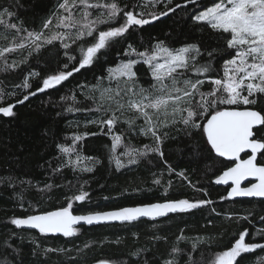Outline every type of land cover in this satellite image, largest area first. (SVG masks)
Returning <instances> with one entry per match:
<instances>
[{
    "label": "snow or ice",
    "instance_id": "6c2138e0",
    "mask_svg": "<svg viewBox=\"0 0 264 264\" xmlns=\"http://www.w3.org/2000/svg\"><path fill=\"white\" fill-rule=\"evenodd\" d=\"M18 3L19 0H16L11 7ZM161 3L164 11H156L155 6ZM172 4L173 0H137L123 6L119 0H57L51 15L43 21L39 31L26 28L11 7L0 4V26L4 29L0 31V41L6 42L0 44V71L9 72L21 64H28L34 53L38 54L55 42H59L67 58L62 67L50 74L41 76V73L29 71L22 84L16 87L30 89L32 85L29 79L35 77H40V85L14 104L0 106V114L13 117L16 104H23L30 96L57 88L74 73L92 66L102 56L106 57L110 49L127 39L126 34L130 33V29L143 28L161 17L175 13L177 9H187L192 5L194 8L190 17L201 26L199 30L207 29L217 34L214 46L209 49L201 43L185 42L174 47L165 40L156 39L140 50L129 43L123 51L127 59L108 68L107 76L98 80L85 97L94 106L83 109L69 106L65 111L94 113L95 118L86 123L97 126L100 134L109 137V160L117 170L137 165L152 155L159 156L167 164L163 160V145L168 139L174 138L171 130L175 129L188 136L198 132L206 138V144L216 156L234 162L215 180L216 184L228 185L231 182L227 197L221 199L264 198V0H209L208 3H203V0H183V3L169 7ZM138 6L140 11L136 10ZM14 19L18 22H13ZM12 32L15 34L10 35ZM24 49L29 50L28 56L19 62H9V55ZM218 61L219 67L216 66ZM138 65L146 66L143 77L138 75ZM15 95L14 91L5 92L0 89V102ZM71 99L75 101L76 97L73 95ZM258 104L261 105L260 110L252 107ZM97 134L73 132L69 138L70 143L57 144V157L49 164L51 172L63 173L65 169L74 173L92 172L99 160L85 155L81 148L83 141ZM136 137L145 138L149 142L138 147L133 143ZM168 171L181 179H188L184 171L176 173L170 165ZM245 181L248 185L242 187ZM0 183L13 186L16 180L12 177L0 178ZM19 183L26 185L22 192L35 188L41 198L59 187L53 182L44 183L42 188L38 186L39 182L33 184L30 180H21ZM154 183L160 185L161 179L155 178ZM18 199L23 208V195ZM66 199V206L26 217H12L10 223L16 228L35 229L45 237L60 234L71 238L80 233L76 226L81 222L86 225L110 222L130 224L141 218L156 221L170 214L188 213L213 203L205 199H176L110 211L74 214L73 202L90 199L83 184L78 194ZM28 206L32 207L31 204ZM227 218L232 219L233 216ZM237 219L252 223L248 216ZM260 221L264 222V216L260 217ZM183 233L181 229L177 243L169 252L170 258L162 260L160 264H180L181 260H184V264H243L247 254L264 251V242H254L256 237L264 238V228H258L251 234L245 228L230 246L213 253L211 259L200 248L203 245L210 251L213 237L197 236L190 241L189 248L184 249L179 247L178 242L189 238ZM246 237L250 238L248 242ZM150 239L154 242H167L166 236L153 235ZM33 243L35 256L36 249L41 246L38 241L34 240ZM88 247L90 245L86 243L84 248ZM150 250L142 248L130 255L139 257ZM0 251V264H22L20 249L8 239ZM67 251L64 248L48 247L42 250V255L47 257L50 252L62 254ZM76 251L82 249L77 247ZM97 264L113 262L100 260ZM143 264H148L147 259ZM254 264H264V256L258 257Z\"/></svg>",
    "mask_w": 264,
    "mask_h": 264
},
{
    "label": "trees",
    "instance_id": "16d2710c",
    "mask_svg": "<svg viewBox=\"0 0 264 264\" xmlns=\"http://www.w3.org/2000/svg\"><path fill=\"white\" fill-rule=\"evenodd\" d=\"M119 2L123 6L137 0ZM208 2L209 0H203V3ZM15 3L16 0H0V4L6 7H11ZM56 3L57 0H19L18 5L11 7V10L16 12L18 20H22L26 28L39 31ZM176 3H183V0H173L169 7H174ZM193 8L194 6L189 5L187 9H177L175 13L161 17L143 28L130 29V33L126 34L127 39L110 49L106 57L102 56L92 66L74 73L57 88L30 96L23 104H16L13 117H4L0 114V178L12 177L16 180L13 186L0 183V249L8 239L13 246L20 249L22 264H96L100 260L112 261L113 264H143L145 259L148 264H160L162 260L170 258L169 252L177 243L181 229L189 240L178 242L180 248H189L190 241L197 236L213 237L214 242L210 245V251L203 245L200 248V251L211 259L213 253L230 246L245 228L249 229L250 234L258 228H264V222L260 221V217L264 216V199H221L227 197L228 187L213 183V179L232 163L216 156L206 144V138L198 132L188 136L175 129L171 130V136L174 138L168 139L163 145V160H166L167 164L163 163L159 156L152 155L137 165H128L117 170L109 160L111 143L109 137L100 134L97 126L86 123L95 118L94 113L65 111L69 106L82 109L94 106L93 102L85 97L90 94L91 87L98 80L107 76L108 68L127 58L123 56V51L129 43L140 50L154 43L156 39L165 40L174 47H179L185 42L201 43L203 47L209 49L214 46L217 34L207 29L199 30L201 26L195 24L190 17ZM136 10L141 9L138 6ZM155 10L164 11V5L157 4ZM18 20L14 19L13 22ZM3 30L0 26V31ZM4 43L6 42L0 41V44ZM28 51L24 49L12 53L8 57L9 62L21 61L28 56ZM63 52L59 42H55L54 45L43 48L38 54L34 53L28 64H21L19 68L9 72L0 71L2 82L0 89L16 93L15 96L0 102V106L14 104L29 91H35L41 83L40 77L29 79L32 87L28 90L16 86L22 84L29 71L41 73L43 76L62 67L67 59ZM219 63L218 61L217 67ZM145 68L146 66L138 65V75L143 77ZM73 95L76 97L75 101L71 99ZM61 97L68 99L62 100ZM252 107L260 110L261 105ZM83 131L98 133L83 141L81 150L85 155L96 157L99 163L95 164L94 170L90 173H74L65 169L63 173L53 174L49 164L57 157L56 145L70 143L69 138L73 132ZM148 142L142 137H136L133 141L138 147ZM260 159L258 155V160ZM169 165L176 173L184 171L188 179H181L175 173L169 172ZM155 178L161 179L160 185L154 183ZM21 180H30L33 184L39 182L38 186L41 188L46 182H53L59 187L41 198V194L35 188H28L22 192L26 185L19 183ZM82 184L90 199L85 202H73L74 213L105 211L176 199L190 201L205 199L213 203L188 213L171 214L156 221L143 219L130 224L82 225L78 226L80 233L71 238L53 235L45 237L37 230L16 228L10 223L12 217H25L66 206L68 203L66 197L78 194ZM21 194L24 198L23 208L18 199ZM29 204L32 207H29ZM229 215L233 218L228 219ZM244 216H248L252 223L237 219ZM209 221L212 223L209 224ZM13 233L15 236H12ZM153 235L166 236L167 242L164 240L154 242L150 239ZM249 239L246 237V242ZM34 240L41 246L36 249L35 256ZM254 242H264V238L256 237ZM86 243L90 247L84 248ZM48 247L64 248L69 251L62 254L50 252L45 257L42 250ZM77 247L82 251L77 252ZM142 248L151 250L139 257L130 255ZM261 256H264V251L261 250L247 254L243 264H254ZM180 264H184V260H181Z\"/></svg>",
    "mask_w": 264,
    "mask_h": 264
},
{
    "label": "water",
    "instance_id": "95a60500",
    "mask_svg": "<svg viewBox=\"0 0 264 264\" xmlns=\"http://www.w3.org/2000/svg\"><path fill=\"white\" fill-rule=\"evenodd\" d=\"M210 147V146H209ZM244 154H242V156H243ZM222 158V157H221ZM244 158H246V157H244ZM223 159H225V160H227L226 158H223ZM227 161H229V160H227ZM230 162H233V161H230ZM234 163V162H233ZM231 166H233V164L231 165ZM230 166V167H231ZM227 169V168H226ZM225 169V170H226ZM224 171V170H223ZM222 171V172H223ZM222 172L220 173V174H222ZM219 174V175H220ZM217 178V177H216ZM216 178L215 179H213V183H215V180H216ZM218 185H222V186H227L228 187V191H230V189H231V182H229V184L228 185H224V184H218ZM248 185V182L247 181H245L243 184H242V187L243 186H247ZM228 191H227V193H228ZM235 200L236 199H264V198H248V197H236V198H234ZM154 203H156V202H154ZM135 206H138V205H135ZM125 207H133V206H125ZM122 208V207H121ZM116 209H118V208H116ZM55 210V209H54ZM111 210H114V209H111ZM105 211H110V210H105ZM74 214H84V213H74ZM171 215V214H170ZM26 217V216H25ZM163 218H165V217H163ZM143 219H147V218H141V220H143ZM158 219H162V218H158ZM115 223H119V222H110V223H101V224H94V225H91V226H95V225H103V224H115ZM82 225H86V224H83V222H81V224L80 225H77L76 227H78V226H82ZM21 228H24V227H21ZM24 229H27V228H24ZM31 230H35V229H31ZM50 236H52V235H50ZM55 236H61L60 234H57V235H55ZM97 264V263H96Z\"/></svg>",
    "mask_w": 264,
    "mask_h": 264
},
{
    "label": "flooded vegetation",
    "instance_id": "af4514ba",
    "mask_svg": "<svg viewBox=\"0 0 264 264\" xmlns=\"http://www.w3.org/2000/svg\"><path fill=\"white\" fill-rule=\"evenodd\" d=\"M258 155H259V154H258ZM231 163L233 164V162H231ZM232 164H231V165H232Z\"/></svg>",
    "mask_w": 264,
    "mask_h": 264
},
{
    "label": "rangeland",
    "instance_id": "374dc122",
    "mask_svg": "<svg viewBox=\"0 0 264 264\" xmlns=\"http://www.w3.org/2000/svg\"><path fill=\"white\" fill-rule=\"evenodd\" d=\"M127 59V58H126ZM126 59H124V60H126ZM113 67H115V66H113Z\"/></svg>",
    "mask_w": 264,
    "mask_h": 264
}]
</instances>
